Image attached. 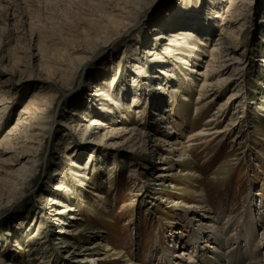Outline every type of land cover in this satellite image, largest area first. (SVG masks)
Wrapping results in <instances>:
<instances>
[{
	"label": "rangeland",
	"instance_id": "1",
	"mask_svg": "<svg viewBox=\"0 0 264 264\" xmlns=\"http://www.w3.org/2000/svg\"><path fill=\"white\" fill-rule=\"evenodd\" d=\"M236 240L264 264V0H0V264Z\"/></svg>",
	"mask_w": 264,
	"mask_h": 264
},
{
	"label": "bare ground",
	"instance_id": "2",
	"mask_svg": "<svg viewBox=\"0 0 264 264\" xmlns=\"http://www.w3.org/2000/svg\"><path fill=\"white\" fill-rule=\"evenodd\" d=\"M233 3L231 2V5H232ZM183 8V7H182ZM181 9V8H180ZM184 10L185 9H181V10H179L180 12H181V14L184 12ZM179 12V13H180ZM218 13V12H217ZM217 16H219V14H217ZM224 24H221V26H223ZM228 38L230 39V38H232L233 40H234V38H237L236 36L234 37V35L232 34V32L231 31H228V28L226 27H223L222 29H221V31L219 32V37L217 38V41H216V44L219 46V49L220 48H224V47H226V45H227V43H228ZM227 39V40H226ZM218 49V48H217ZM213 52H215L216 53V49L214 48V50H213ZM213 58H214V55L212 56ZM212 60V59H211ZM213 61V60H212ZM160 72H161V74H165L166 73V71L165 70H163V69H161L160 70ZM207 85H211L212 86V83H210V84H205V86H207ZM28 109V108H27ZM24 113H27L28 112V110L26 111V110H24L23 111ZM94 121V122H93ZM91 122L93 123V124H95V123H98L99 121L98 120H96V119H92L91 120ZM73 123V122H72ZM77 124H75V123H73V126H76ZM204 131H207V129H205ZM12 133H10V134H8V136H10ZM206 134H208V133H205V135ZM134 135H135V133H134ZM7 139H8V141H12V138H11V136L10 137H7ZM73 163V162H72ZM74 164V163H73ZM46 202H49V201H52V199H50V197H45V199H44ZM249 217H250V215H249ZM248 220H249V226H250V229H252L251 227H252V219L251 218H248ZM223 229V228H222ZM222 229L220 228V230H221V232H222ZM200 233V232H199ZM220 235V234H219ZM232 238V237H231ZM236 238H238V236L236 237ZM236 238H234V239H236ZM195 242H197V241H195ZM234 242V241H233ZM229 243V244H228ZM236 245L235 246H233V243H232V241L230 242V241H227V243H225L226 245H229V246H227L228 247V251H226L225 253H224V251H222L221 252V255H219V257H210V256H206L204 259H200L201 260V262L203 263V264H242L240 261H239V259L241 258V255H243V251H242V245H241V241L239 240H236L235 242H234ZM218 243H217V241H216V244H214V246H212V248H214V250H215V252H218V249L215 247V245H217ZM225 245V246H226ZM227 250V249H226ZM202 251V250H201ZM199 253V252H198ZM183 254V256H184V254H186L185 252H183L182 253ZM201 256V255H200ZM218 256V255H217ZM190 260V262L192 261H194V259H192V258H190L189 259ZM247 264H261L258 260H256V258H250V260L248 261V263Z\"/></svg>",
	"mask_w": 264,
	"mask_h": 264
}]
</instances>
